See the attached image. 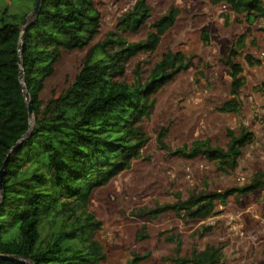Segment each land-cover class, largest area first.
<instances>
[{"label":"trees","instance_id":"16d2710c","mask_svg":"<svg viewBox=\"0 0 264 264\" xmlns=\"http://www.w3.org/2000/svg\"><path fill=\"white\" fill-rule=\"evenodd\" d=\"M134 1L117 24L119 33L91 46L100 31L96 0H41L38 16L27 21L22 42L24 21L37 0H0V170L6 162L0 198V264H101L105 260L95 238L101 222L89 211L90 199L141 157L149 142L142 123L150 118L157 93L187 71L191 62L182 52H168L144 81L138 68L132 83L121 80L133 58L157 51L179 16L178 9L170 8L150 25L144 40L130 43L122 34L138 32L151 18L145 0ZM205 1L227 8L249 25L264 20L261 0ZM202 41L208 42L206 33ZM244 47L242 36L224 62L231 78V99L221 104L220 113L235 114L241 106L236 98L244 84L243 67L236 58ZM87 48L74 82L44 102L45 83L62 53ZM243 59L248 67L261 64L250 54ZM24 88L33 108L31 127ZM227 135L226 149L204 140L172 151L165 143L166 131L161 130L157 146L173 157H203L220 171L230 172L252 137L243 127L238 135L232 131ZM263 187L260 175L235 191L246 195ZM233 191L191 195L147 214L152 220L171 212L204 221L216 215L217 202L225 205ZM176 242L179 251L180 241ZM223 257L221 247L207 246L177 261L223 264ZM147 258L133 255L127 264H141Z\"/></svg>","mask_w":264,"mask_h":264},{"label":"rangeland","instance_id":"374dc122","mask_svg":"<svg viewBox=\"0 0 264 264\" xmlns=\"http://www.w3.org/2000/svg\"><path fill=\"white\" fill-rule=\"evenodd\" d=\"M134 3L96 0L100 31L91 46L119 33L117 24ZM145 5L151 14L147 24L136 33L122 34L130 43L144 40L150 25L170 8L178 9L179 16L157 51L133 58L121 80L132 83L138 68L144 81L168 52H182L191 62L187 71L157 93L155 108L142 123L149 142L141 157L90 199L89 211L101 222L95 235L105 254L101 264H127L133 255H148L141 264H179L177 260L187 259L192 250L207 246L221 247L223 264H264V187L246 195L235 191L249 185L255 176L264 177V20L249 25L227 8L205 0H145ZM204 33L207 43L202 41ZM242 36L245 47L236 58L243 67L244 84L236 98L241 106L235 114L220 113L221 104L231 99V78L224 62ZM88 50L62 53L45 83L44 102L58 97L74 82ZM245 54L261 64L248 67ZM242 127L252 141L230 172L220 171L203 157H173L157 146V135L165 130V143L172 151L204 140L226 149L227 133L238 135ZM228 190H234L232 196L225 205L217 202L216 215L204 221L171 212L152 220L147 214L157 206L186 201L191 195ZM176 240L180 241L179 251Z\"/></svg>","mask_w":264,"mask_h":264},{"label":"water","instance_id":"95a60500","mask_svg":"<svg viewBox=\"0 0 264 264\" xmlns=\"http://www.w3.org/2000/svg\"><path fill=\"white\" fill-rule=\"evenodd\" d=\"M40 4H41V0H37V3L35 5L33 11L29 15L28 19H26L24 21V25H23V28H22L21 42L23 41L24 34H25V31H26L27 21L29 19L36 18L38 16L39 9H40ZM22 76H23V71L21 69V71H20V82L23 85V77ZM23 97H24V99H25V101L27 103L29 124H30V127H31L32 122H33V108H32L31 102H30L29 94H28V92H27V90L25 88H24ZM5 166H6V162L4 163L3 168L0 170V198L2 196V182H3L4 173H5V171H4ZM9 259L14 260L13 257H9Z\"/></svg>","mask_w":264,"mask_h":264}]
</instances>
